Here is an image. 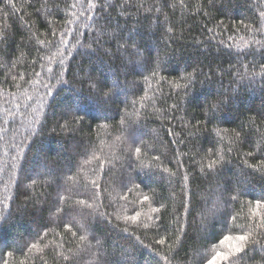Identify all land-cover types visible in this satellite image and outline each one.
Wrapping results in <instances>:
<instances>
[{
    "label": "trees",
    "instance_id": "16d2710c",
    "mask_svg": "<svg viewBox=\"0 0 264 264\" xmlns=\"http://www.w3.org/2000/svg\"><path fill=\"white\" fill-rule=\"evenodd\" d=\"M258 202L264 0H0V264H264Z\"/></svg>",
    "mask_w": 264,
    "mask_h": 264
},
{
    "label": "snow or ice",
    "instance_id": "6c2138e0",
    "mask_svg": "<svg viewBox=\"0 0 264 264\" xmlns=\"http://www.w3.org/2000/svg\"><path fill=\"white\" fill-rule=\"evenodd\" d=\"M65 35H67V33ZM72 38L76 41L77 44L79 43V40L75 36V34L73 35ZM63 43L65 44V51H67L68 50L67 45L69 43H71V41H63ZM81 47H83V45H81ZM69 54H71V53L69 52ZM61 56H63V53H61ZM63 63H64V61L61 58L59 60V64H63ZM48 70L50 72L53 71V69H51V68H49ZM57 75L59 76L60 74H57ZM60 82H64V81H60ZM89 87L93 90L98 91L100 95H102V94L107 95L106 93H103V89L99 88V86L95 82H90ZM48 94L49 95L52 94L50 88H49ZM135 151L137 153H139L141 151V149L136 148ZM248 155H252V153L250 152V153H248ZM144 199L147 200L148 197L145 196ZM81 203H83V202H81ZM256 206H257V208L264 207V205H262L261 202L256 203ZM152 211L156 212V211H158V209L153 208ZM138 216H139V213H137L134 216L127 217V219L135 221V220H137ZM259 226H260V228L264 229V217L260 218ZM74 235H75V233H74ZM249 238H250V234H243V235H238V236H225L224 237V244L227 242V244L231 246V250L228 252H225L223 250H217L215 252V254L211 256L210 259H207L206 264H216L217 259H219L221 256L224 258L223 260H221V264H222V261H227L233 257L236 258L240 254L245 253L247 246H248ZM80 239L83 240V239H85V237L82 236V237H80ZM157 243L164 244L165 240L162 238V239L158 240ZM253 243H258V242L253 241ZM261 248L264 249V245H261ZM8 255H12V254L8 253ZM65 259H67V257H65ZM5 264H7L6 261H5Z\"/></svg>",
    "mask_w": 264,
    "mask_h": 264
},
{
    "label": "rangeland",
    "instance_id": "374dc122",
    "mask_svg": "<svg viewBox=\"0 0 264 264\" xmlns=\"http://www.w3.org/2000/svg\"><path fill=\"white\" fill-rule=\"evenodd\" d=\"M216 204V203H215Z\"/></svg>",
    "mask_w": 264,
    "mask_h": 264
}]
</instances>
